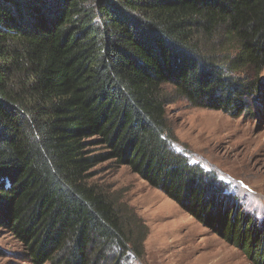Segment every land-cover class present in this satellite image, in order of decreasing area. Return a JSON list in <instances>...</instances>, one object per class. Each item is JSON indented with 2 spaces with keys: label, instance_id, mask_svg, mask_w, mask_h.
<instances>
[{
  "label": "trees",
  "instance_id": "obj_1",
  "mask_svg": "<svg viewBox=\"0 0 264 264\" xmlns=\"http://www.w3.org/2000/svg\"><path fill=\"white\" fill-rule=\"evenodd\" d=\"M263 78L264 0H0V229L31 264L141 258L143 221L89 184L114 161L264 264V222L166 116L253 115Z\"/></svg>",
  "mask_w": 264,
  "mask_h": 264
},
{
  "label": "rangeland",
  "instance_id": "obj_2",
  "mask_svg": "<svg viewBox=\"0 0 264 264\" xmlns=\"http://www.w3.org/2000/svg\"><path fill=\"white\" fill-rule=\"evenodd\" d=\"M166 90L172 94L170 98H176L171 86ZM251 110L253 115L232 117L190 106L178 98L168 104L166 116L180 147H186L192 156L191 162L215 170L230 182L239 207L261 224L264 86L259 98L251 102ZM92 173L89 184L129 214L138 215L147 228L142 257H131L126 264H252L243 252L198 223L159 190L149 187L129 168L113 161L98 165ZM0 264H31L22 243L4 229H0Z\"/></svg>",
  "mask_w": 264,
  "mask_h": 264
}]
</instances>
